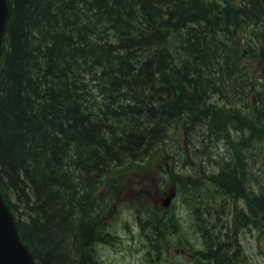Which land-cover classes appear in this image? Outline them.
Instances as JSON below:
<instances>
[{
  "label": "trees",
  "instance_id": "trees-1",
  "mask_svg": "<svg viewBox=\"0 0 264 264\" xmlns=\"http://www.w3.org/2000/svg\"><path fill=\"white\" fill-rule=\"evenodd\" d=\"M256 1L251 12L234 0H8L0 187L39 264H98L95 244L112 237L98 193L111 174L183 121L209 126L214 93L246 85V53L264 63Z\"/></svg>",
  "mask_w": 264,
  "mask_h": 264
},
{
  "label": "rangeland",
  "instance_id": "rangeland-1",
  "mask_svg": "<svg viewBox=\"0 0 264 264\" xmlns=\"http://www.w3.org/2000/svg\"><path fill=\"white\" fill-rule=\"evenodd\" d=\"M256 70L257 67L254 73H256ZM165 147L170 154L168 164L171 168H173V162H175L177 164L174 168L175 171L182 175L198 178H203L206 174L203 170L216 172L219 160H223L222 157H224L227 150L226 144L224 145L222 140H218L214 136L207 137L195 133L194 143H192L189 137L183 136L182 131L169 138ZM159 154H152L144 161L145 163L143 162L144 164H127L122 166L123 169L116 170L111 174L109 187L119 192L116 200L120 206L116 209L114 216L109 218L110 229L115 235L114 241L112 244L98 243L95 247L99 264H183L185 257L180 255L182 245L192 242L193 246L200 247L201 234L195 232L192 228L193 215L178 191L171 209L173 208L172 211L178 217L176 218L179 220L180 226L173 219L176 228L158 238H156L153 231H150L149 227H147L148 230L142 229L144 233L139 229L134 209L137 208L139 212H144L147 206L154 207L157 203V197L167 189L163 186L164 181L158 173V171L161 172L160 169L163 164ZM257 160L258 163L264 160V146L260 150ZM190 161L195 163L193 164V166H196L195 169L187 165ZM181 179L185 180L184 177ZM263 181L264 172L260 175L258 182L253 181V183L260 185ZM258 190L262 191L263 187L259 186ZM187 191L189 193L190 190ZM106 202L110 203L111 208H114L109 200L106 199ZM158 204H160L159 201ZM231 204L233 202L225 195L216 198L211 203L212 212L215 215L209 219V223L216 224L215 231H221L220 236L222 237L224 232H231V227H233L230 218ZM156 210H158V207ZM225 223L228 227L222 233ZM125 224H128L127 228ZM147 237L151 238L153 244H157L161 248L155 251L154 247L150 246ZM184 239L185 241H183ZM238 239L242 242L241 247L244 254L256 255V258L251 260V264H264V258L259 255L260 253L264 257L261 220L260 223L257 221L256 228L248 226L244 228ZM157 254H159V258H156Z\"/></svg>",
  "mask_w": 264,
  "mask_h": 264
},
{
  "label": "flooded vegetation",
  "instance_id": "flooded-vegetation-1",
  "mask_svg": "<svg viewBox=\"0 0 264 264\" xmlns=\"http://www.w3.org/2000/svg\"><path fill=\"white\" fill-rule=\"evenodd\" d=\"M245 131L246 128H244L243 131L241 128H234V130L231 131L230 135L233 141L238 142L240 147L238 149L233 148V150H231V148L228 149L227 152L230 153H224L225 155L222 157L223 160H219L218 166L219 170H221V167L224 166L221 161L226 162L225 167L228 169L229 184L233 189L232 195L236 196V192L239 195L237 196L239 200L238 208L240 209L239 216L241 219L249 220L254 217L251 210L252 193H256L260 196V203L262 207H264V181L260 185L253 183V181L258 182L260 175L264 172V160L258 163L257 158L260 150L253 149V147L250 146L252 145V141L249 135H246ZM263 144L264 141L258 143L257 147L262 149ZM219 174L220 171H218L217 175ZM259 186L263 187L262 191L258 190ZM252 204L258 205L259 200L254 198ZM234 213L236 214V211ZM234 248L235 245H232V249ZM233 252H235V250H233ZM217 254L219 255V252ZM238 255H240L239 251L233 255L234 259L242 261L241 257H237ZM247 257L249 260L251 259V255Z\"/></svg>",
  "mask_w": 264,
  "mask_h": 264
},
{
  "label": "water",
  "instance_id": "water-1",
  "mask_svg": "<svg viewBox=\"0 0 264 264\" xmlns=\"http://www.w3.org/2000/svg\"><path fill=\"white\" fill-rule=\"evenodd\" d=\"M9 17L6 0H0V44ZM170 197L163 201L167 205ZM0 264H35L32 255L22 244L12 215L0 194Z\"/></svg>",
  "mask_w": 264,
  "mask_h": 264
},
{
  "label": "bare ground",
  "instance_id": "bare-ground-1",
  "mask_svg": "<svg viewBox=\"0 0 264 264\" xmlns=\"http://www.w3.org/2000/svg\"><path fill=\"white\" fill-rule=\"evenodd\" d=\"M104 1V0H103ZM110 2V1H109ZM125 2V1H124ZM184 20V19H183ZM215 29V28H214ZM155 31V30H154ZM192 31V30H191ZM220 31V30H219ZM210 32V31H209ZM212 32V31H211ZM93 34H91V36H92ZM173 35H174V33H173ZM176 35V34H175ZM181 35V34H180ZM148 36V35H147ZM223 36V35H222ZM62 37V36H61ZM77 37V36H76ZM167 37V36H166ZM91 38V37H90ZM96 38V37H95ZM208 38V37H207ZM92 39V38H91ZM226 39V38H225ZM89 40V39H88ZM97 39H95V41H96ZM213 40V39H212ZM223 40V39H222ZM93 41H94V39H93ZM67 42V41H66ZM183 42V41H182ZM59 43V42H58ZM98 43V42H97ZM189 43V42H188ZM100 44V43H99ZM181 45V44H180ZM62 46V45H61ZM65 46V45H64ZM89 46H91V45H89ZM88 46V47H89ZM206 46V45H205ZM210 46V45H209ZM167 47V46H166ZM156 48V47H155ZM195 48V47H194ZM200 48V47H199ZM212 48V47H211ZM75 50V49H74ZM177 50V49H176ZM182 51V50H181ZM157 52V51H156ZM193 52V51H192ZM86 56V55H85ZM90 57V56H89ZM93 57V56H92ZM158 59V58H157ZM168 59V58H167ZM48 60V59H47ZM150 60V59H149ZM82 61V60H81ZM208 61V60H207ZM213 61V60H212ZM49 62V61H48ZM116 62V61H115ZM224 62V61H223ZM94 63H96V62H94ZM113 63V62H112ZM47 64V63H46ZM204 64V63H203ZM219 64V63H218ZM217 64V65H218ZM133 65V64H132ZM199 66V65H198ZM208 66H209V64H208ZM225 66V65H224ZM62 67V66H61ZM83 67V66H82ZM203 67V66H202ZM205 68V67H204ZM168 70V69H167ZM206 70V69H205ZM18 71V70H17ZM44 71V70H43ZM65 71V70H64ZM81 71V70H80ZM195 72V71H194ZM28 73V72H27ZM68 73V72H67ZM86 73V72H85ZM240 73V72H239ZM118 74V73H117ZM182 74H184V73H182ZM92 76V75H91ZM120 76V75H119ZM168 76V75H167ZM195 76V75H194ZM204 76V75H203ZM234 76V75H233ZM50 77V76H49ZM170 77V76H169ZM60 78V77H59ZM177 78V77H176ZM188 78V77H187ZM92 79V78H91ZM143 79V78H142ZM171 79V78H170ZM222 79V78H221ZM19 80V79H18ZM70 80V79H69ZM88 80V79H87ZM195 80V79H194ZM200 80V79H199ZM198 80V81H199ZM160 81V80H159ZM209 81V80H208ZM48 82V81H47ZM175 82V81H174ZM204 83V82H203ZM147 84V83H146ZM150 84V83H149ZM206 84V83H205ZM57 85V84H56ZM156 85V84H155ZM184 85V84H183ZM71 86V85H70ZM89 86V85H88ZM209 86V85H208ZM220 87V86H219ZM112 88V87H111ZM119 89V88H118ZM146 89V88H145ZM210 89V88H209ZM215 89V88H214ZM80 90V89H79ZM190 90V89H189ZM197 90V89H196ZM212 90V89H211ZM211 90H209V91H211ZM89 91V90H88ZM53 92V91H52ZM168 92V91H167ZM212 92V91H211ZM210 92V93H211ZM89 93V92H88ZM155 93V92H154ZM207 93H208V91H207ZM108 94V93H107ZM147 94H148V92H147ZM214 94H218V93H214ZM37 95V94H36ZM51 95V94H50ZM201 95V94H200ZM81 97V96H80ZM194 98V97H193ZM36 99V98H35ZM171 100V99H170ZM176 100V99H175ZM48 101V100H47ZM83 101V100H82ZM165 101V100H164ZM179 101V100H178ZM95 102V101H94ZM23 103V102H22ZM166 103V102H165ZM44 105V104H43ZM56 105V104H55ZM173 105V104H172ZM177 105H178V103H177ZM35 107V106H34ZM82 107V106H81ZM151 107V106H150ZM71 108V107H70ZM41 109V108H40ZM43 109V108H42ZM168 109V108H167ZM54 110V109H53ZM72 110V109H71ZM74 110V109H73ZM83 110V109H82ZM90 110V109H89ZM159 110V109H158ZM184 110V109H183ZM203 110V109H202ZM185 111V110H184ZM210 111V110H209ZM33 112V111H32ZM85 112V111H84ZM187 112V111H186ZM212 112V111H211ZM211 112H209V113H211ZM80 113V112H79ZM85 114V113H84ZM88 114V113H87ZM183 115H185V114H183ZM182 115V116H183ZM188 115V114H187ZM186 116V115H185ZM88 117V116H87ZM167 117V116H166ZM192 117V116H191ZM36 118V117H35ZM71 118V117H70ZM95 118V117H94ZM176 118V117H175ZM86 119V118H85ZM148 120V119H147ZM173 120H175V119H173ZM92 121V120H91ZM151 122V121H150ZM169 122V121H168ZM28 123V122H27ZM89 123V122H88ZM92 123H93V121H92ZM170 123V122H169ZM175 123V122H174ZM10 124V123H9ZM36 124V123H35ZM46 124V123H45ZM85 124H86V122H85ZM140 124V123H139ZM171 125V124H170ZM1 126V125H0ZM53 126V125H52ZM140 126V125H139ZM19 127V126H18ZM56 127V126H55ZM89 127V126H88ZM17 129V128H16ZM131 130V129H130ZM51 132V131H50ZM156 134V133H155ZM88 135V134H87ZM18 136V135H17ZM74 136V135H73ZM129 137V136H128ZM109 138V137H108ZM35 141H36V139H35ZM38 141V140H37ZM134 141V140H133ZM56 142H57V140H56ZM55 142V143H56ZM131 142V141H130ZM125 143V142H124ZM158 143V142H157ZM61 145V144H60ZM6 146V145H5ZM250 146H252V145H250ZM37 147V146H36ZM93 147V146H92ZM113 147V146H112ZM115 147V146H114ZM12 148V147H11ZM29 148V147H28ZM131 148V147H130ZM134 148V147H133ZM53 150V149H52ZM57 150V149H56ZM115 150V149H114ZM131 150V149H130ZM127 151V150H126ZM49 152V151H48ZM47 152V153H48ZM51 152V151H50ZM12 154V153H11ZM49 155V154H48ZM86 155V154H85ZM119 155V154H118ZM33 158V157H32ZM72 158V157H71ZM111 158V157H110ZM43 159V158H42ZM127 159H129V158H127ZM50 161V160H49ZM104 161V160H103ZM68 162V161H67ZM107 164V163H106ZM118 165V164H117ZM65 166V165H64ZM63 166V167H64ZM102 168V167H101ZM110 169V168H109ZM84 170V169H83ZM85 171V170H84ZM220 171V170H219ZM94 173V172H93ZM104 175V174H103ZM75 176V175H74ZM80 177V176H79ZM239 177V176H238ZM33 180V179H32ZM68 180V179H67ZM96 184H97V182H96ZM33 185V184H32ZM81 191V190H80ZM233 194V193H232ZM76 195V194H75ZM36 202V201H35ZM75 205V204H74ZM38 208V207H37ZM77 209V208H76ZM40 214V213H39ZM94 214V213H93ZM33 220V219H32Z\"/></svg>",
  "mask_w": 264,
  "mask_h": 264
}]
</instances>
